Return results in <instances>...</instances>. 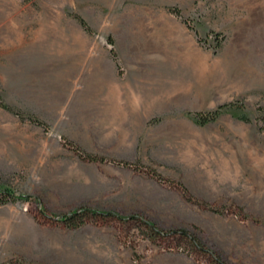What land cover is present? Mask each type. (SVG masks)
I'll use <instances>...</instances> for the list:
<instances>
[{
  "label": "rangeland",
  "instance_id": "rangeland-1",
  "mask_svg": "<svg viewBox=\"0 0 264 264\" xmlns=\"http://www.w3.org/2000/svg\"><path fill=\"white\" fill-rule=\"evenodd\" d=\"M0 103V264H264V0H0Z\"/></svg>",
  "mask_w": 264,
  "mask_h": 264
},
{
  "label": "trees",
  "instance_id": "trees-1",
  "mask_svg": "<svg viewBox=\"0 0 264 264\" xmlns=\"http://www.w3.org/2000/svg\"><path fill=\"white\" fill-rule=\"evenodd\" d=\"M80 25L87 31H90V28L88 27L86 21L81 18L77 17ZM0 105L7 109L8 111H11L15 113L17 116L22 118L23 114L22 112H15L11 108H9L7 105L0 103ZM233 104H224L219 106L216 110L210 111L207 113L198 112L194 114L195 121L200 126H206L208 124L216 122L223 114L226 112L232 110ZM236 110H241L240 108H237ZM33 122L40 123L39 120H37L35 117H31ZM239 120L244 122H249V118L242 114L239 117ZM95 160V158H92ZM31 197L23 194H16L15 192L10 191L9 189H0V206L7 205L10 203H18V202H30ZM110 218H117L121 221H128L129 218H121L116 214L113 213H101L96 210H90V209H81L78 211L73 212L72 214L62 216L60 218H57L60 222H63L66 224L67 227L71 229H77L84 225L87 221H98L99 219H110ZM132 220L138 224L142 229H145V232L147 235L152 238L153 240H166L168 242L171 241H178L182 247H185L187 249L192 250L196 254H207L212 264H228L225 261H223L216 253H213L209 250H207L202 243L200 242V239L195 236L194 234L190 233L186 230H178V231H172L168 233H164L160 231L155 224L145 221L143 219H140L138 217H133Z\"/></svg>",
  "mask_w": 264,
  "mask_h": 264
},
{
  "label": "crops",
  "instance_id": "crops-1",
  "mask_svg": "<svg viewBox=\"0 0 264 264\" xmlns=\"http://www.w3.org/2000/svg\"><path fill=\"white\" fill-rule=\"evenodd\" d=\"M144 84L148 85V82L146 80H138V79H136L134 81L132 80L130 83H128V85L126 84V86L123 87L122 84L115 77V75H113L112 80H111V82L108 83L107 87L109 88L108 92L109 93L111 92V94H113L115 96V95L119 94L118 92H121V90H127L128 89V90L132 91V90H135V88H137V87L139 88L141 86H144ZM118 108L119 107H117V106L114 107L115 110L118 109ZM109 112H110V110H109ZM109 119H111V118H109ZM116 119L127 120V119H130V116L128 114H124L123 113L122 116H119V117L115 116L114 120H116Z\"/></svg>",
  "mask_w": 264,
  "mask_h": 264
}]
</instances>
